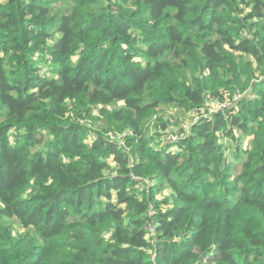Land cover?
<instances>
[{"label":"trees","instance_id":"16d2710c","mask_svg":"<svg viewBox=\"0 0 264 264\" xmlns=\"http://www.w3.org/2000/svg\"><path fill=\"white\" fill-rule=\"evenodd\" d=\"M54 1L0 0V264H264V0Z\"/></svg>","mask_w":264,"mask_h":264},{"label":"rangeland","instance_id":"374dc122","mask_svg":"<svg viewBox=\"0 0 264 264\" xmlns=\"http://www.w3.org/2000/svg\"><path fill=\"white\" fill-rule=\"evenodd\" d=\"M54 2H56L55 5H54V7H55V12L54 13L55 14L64 12V11H66L68 8H70L73 5L72 0H55ZM51 30H53V29H51ZM78 59H79V54L74 56V58L72 60L73 64H76ZM45 63H46V61H42L39 64V67L43 68V70L45 68H47ZM43 70L39 71L40 76H43V77H51L52 76L51 75L52 72H49L46 69H45V72H44ZM241 96H247V92L245 94H242ZM238 97H240V96H238ZM122 104L123 103H119L117 105V107H121ZM229 105H231V104H229ZM229 105H227V106H229ZM217 106H218L217 103L212 104V106H210V109L211 110H216L218 108ZM108 107L110 108L112 106L93 107L92 108V112H91L90 116L88 117V119L85 120V121L84 120L80 121V124H82L83 126H86L88 128V131H89L88 133H86L84 140L86 142H90L91 140H95L96 137H95L94 133L96 131L99 132L101 130H105L107 132V133H105L107 138H109L110 140H113L114 142H117L118 144L123 146L124 138L126 136H128V135L131 136L130 134H132V132L131 131H125V132L121 133V132L109 131V128H108L106 120L104 119V117L99 112V108H108ZM75 110H77V107L72 108L71 112L73 113ZM164 120L168 121L169 128H173V130H178L179 128H186V127H188L187 129H189V126L192 123L195 124V123L200 121V117H198L194 113L185 112V111L180 110V109H178L176 107H173V108H169L167 110H162L161 112L158 111L157 113L151 115L145 121L144 129L147 132V134L150 136L152 145L156 146L157 142L158 143L160 142V144H162L164 147L167 146V145H172L174 149L178 150L174 146V143H172L170 141V139L172 137V136L169 135L170 131L169 130H166V131L162 130L161 126H158L159 121H164ZM187 129H185V130H187ZM158 133H162V134L166 133V135H162L164 137H162V136L159 137V136H157ZM236 134L238 136H241L240 132H236ZM187 136H188L187 133L182 134V135H180V139L181 138H186ZM15 139H16L15 137H12L11 141L14 142ZM249 140H250L249 138H245L243 140V146L244 147H247V145L249 143ZM236 168H238V167H236ZM146 182H147L146 185L148 187L153 185V183L151 181H146ZM166 197L167 196L163 194V195H159L157 199L160 201V200H163ZM163 210H165V208ZM151 213L154 214L153 211ZM15 229L19 230L20 232H24V230L21 229L17 224L15 225Z\"/></svg>","mask_w":264,"mask_h":264},{"label":"built area","instance_id":"2783aa9c","mask_svg":"<svg viewBox=\"0 0 264 264\" xmlns=\"http://www.w3.org/2000/svg\"><path fill=\"white\" fill-rule=\"evenodd\" d=\"M238 96H240V97H238ZM238 96H236L235 97V101L236 100H240L241 98H242V96L241 95H238ZM227 105H229V104H226V105H218L217 107V109L216 110H211V112H215V111H217V110H219V109H223V108H227V107H229V106H231V105H229V106H227ZM188 127H186L185 129H187ZM170 136H172L171 137V139H170V141L172 142V143H176V141H178L179 139H180V136H177V135H170Z\"/></svg>","mask_w":264,"mask_h":264}]
</instances>
